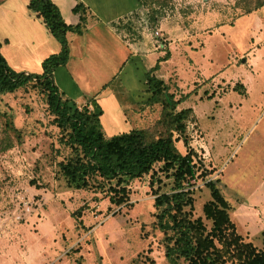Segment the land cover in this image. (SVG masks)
I'll return each mask as SVG.
<instances>
[{
  "label": "rangeland",
  "instance_id": "374dc122",
  "mask_svg": "<svg viewBox=\"0 0 264 264\" xmlns=\"http://www.w3.org/2000/svg\"><path fill=\"white\" fill-rule=\"evenodd\" d=\"M235 1L170 0L154 26L144 7L129 14L122 27L125 38L134 37L142 49L161 51L159 58L170 60L176 74L162 69L164 92L179 100L176 110L194 109L195 121L187 122L186 131L197 177L185 209L206 230L212 224L203 212L211 200L207 182L233 201L254 192L264 174V30L244 40L252 26L246 21L235 26L243 14ZM258 10L264 22V6ZM159 19H165L161 28ZM77 30L82 32L81 24ZM72 56L71 65L77 53ZM74 103L78 109L86 105ZM127 104L126 113L139 128L155 123L161 113L158 102ZM55 118L37 86L0 94V264H169L153 206L155 192L172 186L161 163L130 181L119 202L106 190L68 185L61 163L73 149L66 141L68 128ZM175 146L186 152L181 140ZM235 217L244 238L262 247L264 223L245 218L241 208ZM224 264H236L228 252Z\"/></svg>",
  "mask_w": 264,
  "mask_h": 264
},
{
  "label": "trees",
  "instance_id": "16d2710c",
  "mask_svg": "<svg viewBox=\"0 0 264 264\" xmlns=\"http://www.w3.org/2000/svg\"><path fill=\"white\" fill-rule=\"evenodd\" d=\"M138 1L147 9L148 22L154 26L164 8L169 7L170 0ZM235 5L247 13L264 5V0H236ZM27 8L60 43V49L42 59L40 73L13 69L0 53V94L27 84L37 86L45 93L57 125L68 128L66 141L73 153L61 163L67 184L106 190L111 201L119 202L130 181L148 173L153 164L160 162V169L171 177L172 186L168 191L155 192L153 206L157 209L155 225L162 233L164 257L169 264H181L180 261L183 264H224L226 252L236 264H264V248L245 240L237 232L227 212L230 205L214 182H207L211 200L203 204L204 216L212 222L210 229L206 230L200 219H191L190 211L185 209L192 203L191 180L197 177L186 131L187 122L195 121L192 108L176 110L179 100L164 92L163 81L149 71L145 73L147 90L151 93L147 102L161 104L159 118L148 127L105 135L99 122V105L92 99L80 109L76 108L75 101L65 97L52 79L55 67L64 65L68 58L66 33L78 31L83 16L80 15V21L75 25L66 24L51 0H28ZM73 11L81 12V4H75ZM176 140L182 141L186 152L177 149ZM155 180L159 181L158 178ZM262 241L264 245V236ZM216 242L221 243L220 247Z\"/></svg>",
  "mask_w": 264,
  "mask_h": 264
},
{
  "label": "crops",
  "instance_id": "0c3cea01",
  "mask_svg": "<svg viewBox=\"0 0 264 264\" xmlns=\"http://www.w3.org/2000/svg\"><path fill=\"white\" fill-rule=\"evenodd\" d=\"M51 1L59 9L66 24L75 25L80 21V15L83 16L80 22L82 32L78 35L71 31L66 33L69 45L67 61L64 65L55 67L52 72V79L58 90L76 103H87L93 99L101 109L99 122L107 136L139 128L135 125L136 118L126 113L129 105L127 102L143 103L151 95L147 90L145 73L150 71L151 75L161 79L166 86L162 69L170 68L176 74L167 57L159 58L161 51L153 52L148 47L142 49L134 37L125 38V30L122 28L125 18L134 12H144V7L138 0ZM27 3L28 0L0 2V53L13 69L40 73L42 59L58 52L60 45L35 13L27 8ZM79 3L82 11H73V6ZM262 6L239 15L233 21L235 26L245 21L252 26L245 30L244 40H251L256 30H264V22L258 13ZM164 20H158L160 28ZM220 28L221 26H216L213 30L219 31ZM262 35L264 36V31ZM74 53L77 56L71 65ZM155 64L157 69L151 72ZM157 70L159 73H156ZM176 80L173 79L171 84L179 90ZM115 82L117 87H121V91L115 89ZM92 83L95 84L92 86ZM210 167L216 169L213 164ZM259 178L254 192L243 193L242 197L237 196L233 201L223 197L230 205L229 217L243 238L245 236L238 231L235 222L237 209L243 210L245 218L257 217L264 223V174ZM219 180L218 177L217 181Z\"/></svg>",
  "mask_w": 264,
  "mask_h": 264
}]
</instances>
